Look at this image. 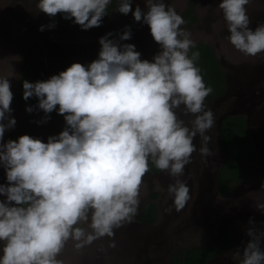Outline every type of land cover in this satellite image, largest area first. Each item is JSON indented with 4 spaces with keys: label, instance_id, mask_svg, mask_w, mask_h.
<instances>
[{
    "label": "clouds",
    "instance_id": "1",
    "mask_svg": "<svg viewBox=\"0 0 264 264\" xmlns=\"http://www.w3.org/2000/svg\"><path fill=\"white\" fill-rule=\"evenodd\" d=\"M110 3L38 0L35 8L50 18L62 14L89 30L101 26ZM248 3L222 0L218 7L231 45L256 56L264 52V24L249 28ZM147 9L137 5L133 11L132 0H120L117 7L119 13L131 12L136 22L148 25L160 46L153 61L141 60L134 44L109 39L113 35L109 32L99 38L98 58L89 65L73 63L46 81L23 82V99H38L37 107L45 113L42 122L57 106L64 116L66 127L46 143L29 135L2 142L16 120L11 117L10 82L0 78V165L8 182L0 184V195L6 197L0 201V264H63L57 257L69 240L81 249L105 236L114 237V230L132 222L138 211L149 162L173 178L167 191L177 212L191 199L180 177L197 151L193 143L197 136L202 141L201 157L214 154L208 133L215 118L204 103L213 89L196 66L199 51L189 56L195 44L190 33L181 30L182 16L163 0H147ZM119 39H131L127 26ZM178 109L194 117L191 126L178 117ZM82 223L91 231L78 226ZM247 235L248 242L233 253V259L237 264H264V233L249 228ZM110 247H115L114 241Z\"/></svg>",
    "mask_w": 264,
    "mask_h": 264
},
{
    "label": "rangeland",
    "instance_id": "2",
    "mask_svg": "<svg viewBox=\"0 0 264 264\" xmlns=\"http://www.w3.org/2000/svg\"><path fill=\"white\" fill-rule=\"evenodd\" d=\"M36 2H38V0H0V78H7L10 82L11 91L13 93V100L10 105L12 109L11 117L16 120L15 127L5 131L2 141L4 143L8 141L10 136L15 134L18 136L29 135L45 143L48 137L57 136L59 134L56 125L51 120L50 114H48L50 118H48L46 122H42L45 120V113L38 107L32 112L20 110L18 108L16 95L19 91V81L22 75L23 63L33 41L38 39L50 56L49 70L44 79V81H46L51 76L58 75V67L63 61H67L71 65L73 63H81L85 66L89 65L92 62L89 54L94 51H100L101 45L99 44V38L105 35L102 30H97L95 28L82 30L79 25L74 24L72 20L69 19L68 35L66 37H61L55 32V24L57 18L59 16L61 17L62 14H57L55 17L50 18L43 12H37L35 8ZM163 2L167 6L174 8L180 16H182L191 4L194 5L198 21L192 26H187L184 23L181 25V30L190 33L189 38L195 45L205 43L213 49L221 67L224 70H228V87L230 85L231 91L235 83L232 77L242 81L237 71H240L242 67H247V63H252L248 65L252 67L255 59L254 56H247L236 50L227 39L230 33L228 32L222 10L218 7L222 0H163ZM119 3L120 0L118 4ZM137 5H139L142 11L146 12L148 10L147 0H132L133 11ZM245 7L250 19V29L255 30L258 25L264 24V0H249V3ZM113 15L118 17L121 23L130 25L136 24L138 28V37L124 41L119 40L117 42L120 45L134 44L135 50L141 53V60L146 59L149 61L150 58L148 57H154L157 50H160V46L153 40L148 25L144 24L142 21L136 22L131 12L124 15L119 13L116 9ZM49 24H54L55 26L49 28L47 27ZM41 25L45 26L43 31L39 30ZM105 26L108 28V25L105 24ZM182 38L183 37H181V39ZM109 39L111 38L109 37ZM62 52L64 54H62ZM255 68L256 67H254V69ZM229 102L231 103L232 100ZM227 104H229L228 101L222 102L221 105L223 106L211 109L214 113L215 125L208 133L212 137L208 146L214 154L211 157H207V162H202L199 165V169H212L213 171L222 160L221 153L218 149L219 131L216 122L219 116L227 111ZM185 117L187 118V116ZM192 118L194 117L192 116ZM4 123H7V120H5ZM252 131L255 134H260V130L257 126H252ZM196 138L197 142L193 141V143L197 146V151H199L202 141L199 136ZM189 170H192V158L191 163L185 167V171ZM189 174L193 175L192 173ZM184 176H187V174L184 173ZM168 177H170L168 172L161 177L153 179L147 174L144 176L140 189L138 210L150 200L154 192L161 196V198L157 200V203L160 202L161 204H165L168 202V191L158 186L160 181H162L168 188V185L174 182V180H171V182L168 183ZM7 183L5 169L0 165V184L7 185ZM212 186L209 185L210 188L207 187V189H204V192L200 194L197 189L195 190L196 192H194L191 191V188L188 186L191 199L188 201L185 208L180 211V215L183 219L184 217L190 216L191 213L193 214L191 215L189 226L182 224L183 228H181L182 233L180 237L185 239L193 233L192 231L198 229L199 225L197 222L208 221L212 224L213 222L216 223L209 235L197 242L192 241L190 243L191 245L208 241L207 239L215 234L217 228L222 226L221 224L228 216L235 218V220L228 223V227H230L231 232L236 234L237 238H239L240 229L242 228L238 220L241 206L236 204L232 205L229 209L223 208L222 205L217 206L218 199L213 197L214 187ZM247 195L248 198L253 195V192L247 193ZM197 196H199V198L202 196L204 197L201 204L202 208L200 207L198 211L199 213L196 212V208L194 209V207L191 206V203L197 201ZM4 200H6V197L0 195V201ZM212 215V219H206ZM243 217H246V215ZM135 218L136 217L133 218L132 222L125 223L121 228L114 230V237L109 238L105 236L93 241L90 245H85L81 249H76L74 246L76 242L69 240L57 258L61 260L63 264H143L147 255L151 258L154 257L152 243L150 244L152 240H148L149 236H146V240L142 241V244L138 246V250H136L135 245L139 239H141L139 233L142 234L143 231L151 233L150 230L152 229H140ZM175 224H177V222L171 224L170 227H175ZM78 226L85 228L88 232L91 231V229L87 227V224L82 223ZM187 227H189V230H186ZM164 229L165 227H160L157 231V238L165 242L166 250L167 247L170 246L174 236L172 235V230L165 232ZM237 238L235 241L236 245L239 240ZM113 241L115 247H110ZM143 246L144 248L139 251ZM1 253L0 257H2L3 251Z\"/></svg>",
    "mask_w": 264,
    "mask_h": 264
},
{
    "label": "trees",
    "instance_id": "3",
    "mask_svg": "<svg viewBox=\"0 0 264 264\" xmlns=\"http://www.w3.org/2000/svg\"><path fill=\"white\" fill-rule=\"evenodd\" d=\"M118 2L119 0H111L107 8V14L102 19L101 26L94 28L102 30L104 34L111 32L113 35L110 38L119 41L120 34L126 30L127 26L131 30V38L138 37L136 24L121 23L118 17L113 15L118 7ZM182 17L187 26H192L198 21L193 4L185 10ZM105 24L108 25V28H106ZM55 25L57 35L61 37L68 35V20L59 16ZM194 51H199L200 53L196 66L200 69L206 86H210L213 89L212 93L204 101L211 104L215 98L224 94L226 90V76L215 52L208 44H196L194 48L190 49L189 56ZM97 58L98 56L94 60ZM49 66V54L42 43L38 39H35L24 59L22 75L19 81V91L16 95L20 110H26L27 107H32L33 110L37 108L38 99L35 96L29 98L27 101L23 99V82L25 80L32 83L44 81ZM70 66L71 64L67 61L61 62L58 67V74ZM50 117L57 127V132L63 131L66 127V122L64 116L58 114V106L57 110L50 113ZM217 124L216 122V126ZM18 137L20 136L15 134L10 136L8 140H17ZM222 148L225 162L220 170L219 190L224 198H230L237 192L239 186L252 176L256 159L255 146L248 132L246 119L243 116H228L224 119L222 124ZM149 168V172L159 171L151 162H149ZM158 196L159 194L154 192L150 200L144 204L139 214L140 222L152 224L156 221L158 208L155 200ZM236 238V234L228 228L214 243L188 248L175 254L171 264H206L226 254L234 245Z\"/></svg>",
    "mask_w": 264,
    "mask_h": 264
},
{
    "label": "flooded vegetation",
    "instance_id": "4",
    "mask_svg": "<svg viewBox=\"0 0 264 264\" xmlns=\"http://www.w3.org/2000/svg\"><path fill=\"white\" fill-rule=\"evenodd\" d=\"M159 51L160 50H157V52L154 54V56ZM148 58H150V60H149L150 62L153 60V57L152 56H150ZM254 59H255L254 64L257 65V69L259 68L258 71H261L260 73H258L257 75H255L256 77L259 76V75L261 77L256 82L255 88L262 95L264 93V52L259 53L256 56H254ZM249 64H252V63H247L246 64L247 67H242L240 69V71H237V73H239V76L242 78V80H244V79H246L248 77H251L255 73L253 71L254 70V67L253 66L252 67H249L248 66ZM222 70L224 71L225 76H226V90H225L224 94H222V95L218 96L217 98H215L214 101L216 99H219V98L223 97L226 94L227 89H228V79H227V71L228 70H224L223 68H222ZM233 79L237 80L234 77H233ZM230 100H232L231 103L229 102ZM237 100H238V93H237L236 90L234 91L232 89L229 92L228 99H226L224 101V102H227L228 101V103H229L226 106L227 109L230 108L233 105V103L235 101H237ZM212 103H211V105H212ZM219 106H223V105H219ZM214 107L215 106L211 107L210 109H212ZM262 107H263V105L260 104V105H257V108L256 109L258 110V109H261ZM182 108H183V105L181 106V109ZM177 115H178V117L180 119H183L184 120V122H185L186 125L191 126L190 125V121L192 119H194V118H192L191 115H189V116L187 115V118H186L185 115H183V113H182V111L180 109L177 110ZM220 116H219V118H220ZM219 118L217 119V122H218ZM217 126H218V124H217ZM196 140H197V138L194 139L195 142H197ZM202 162L203 163H206L207 162V159L206 158H202L201 155H200V153H199V151L194 152L192 154V170L186 171L187 176H184L183 175L182 177H180L181 180L186 181L187 185L191 188V191L196 192L195 190L197 189V191H199V194L200 193H203L204 192V189H207V187H209V185L212 186L213 183L216 184V179L211 175V173L209 172V170H206L204 168L203 169H199V165ZM224 162H225V158H222L221 162L219 163L220 170H221ZM220 170H219V174H218V177H217L218 178L217 184H216L217 185V188L219 187ZM155 172L156 173H154V174H156L157 177H161V176L165 175V173L167 171H160L159 170V171H155ZM189 173H192L193 175H190ZM168 180H169L168 183H170L171 180H173V178L170 176V177H168ZM208 183H209V185H208ZM158 186H160V188H163V189L167 190V186L162 181H160V183H159ZM216 194H217L216 199L219 200L221 198H224L221 195L220 190ZM160 198H161V196H158V198L155 200V203H156L157 208H158V217H157V219H156V221L154 223H152V224H146V223L140 222L139 221V217H138V219H136V221H138L137 222V225L139 226L140 229H145L146 230V228L148 229V227H151L150 229H152V230H150L151 233L150 232L146 233V231H143L142 234L139 233V235H140L139 237L141 239H139V241L135 245L136 250H138V246L140 244H142V241H145L146 240V238H147L146 236H149L148 237V240H152L150 242V244L152 243L151 245L153 247L154 257L151 258V257H149L147 255L146 256V260H145V262L143 264H171L172 263V260H173V257H174L175 254L179 253L182 250H186L188 248L200 247V246H204V245H208V244L214 243L215 241L218 240L219 236L225 230H227L228 228H230L228 226L226 228H224V226L226 225V223L224 221L221 224L222 226L219 227V228H217V231L215 232V234H213V236L209 237L210 239L209 238L207 239L208 241L191 245L190 243L192 241L197 242V241L201 240L203 237L205 238V236L209 235L210 232L214 228V224H216V223L213 222V224H212V223H209L208 221H205V222H197V224L199 225L198 226V229L192 231L193 233L191 232L192 233L191 235H189L187 238L183 239V238L180 237V234L182 233V229L181 228H183V225L182 224L188 225L189 222H190V220H191V215L193 213H191L190 216L184 217L182 219L181 218V215H180V211L177 212L174 209V207H172V205H173V198H172V196L170 194L168 195V199L169 200L165 204H161L160 202L157 203V200H159ZM197 198L198 199H197V201L195 203H191V206L194 207V209L196 208V212L199 211V208L200 207L202 208L201 204L203 202V198L204 197L202 196V197L199 198V196H197ZM143 207L144 206H142L141 209L139 210L140 213H141ZM169 208H171L172 210L171 211H167V209H169ZM167 212H169V213H167ZM166 213H167V215H166ZM212 217H213V215L210 216V217H208V218H206V219L209 220V219H212ZM214 217H215V215H214ZM243 221H246L245 218H241L240 221H239V224L241 225ZM175 222H177V224H175V227H170V225L173 224V223H175ZM160 227H165V229H164L165 232L168 231V230H172V235L174 236V238L171 241L170 246L167 247L166 250H165V242L162 241V240H158V238H157V234H158L157 231L160 229ZM186 230H189V227H187ZM240 231H241V229H240ZM159 235H161V234H159ZM236 237H237V235H236ZM244 242H245L244 244H246L248 242V239H246ZM235 246H236V244L234 243V245L232 246V248L228 252L232 251ZM143 248H144V246L142 248H140L139 251H141ZM155 252H157V253H155ZM228 252H226V253H228ZM208 263H206V264H208ZM223 264H225V263H223Z\"/></svg>",
    "mask_w": 264,
    "mask_h": 264
},
{
    "label": "water",
    "instance_id": "5",
    "mask_svg": "<svg viewBox=\"0 0 264 264\" xmlns=\"http://www.w3.org/2000/svg\"><path fill=\"white\" fill-rule=\"evenodd\" d=\"M256 24V23H255ZM62 54H64L62 52ZM98 55V52H93L89 54V57L93 61L94 58ZM253 67H256L253 71L255 72L251 77H248L242 81L234 79V86L232 89L236 90L238 93V100L233 103V105L224 112L219 120H218V131H219V146L218 149L221 153L222 158H225L223 148H222V124L226 117L228 116H243L246 119L248 132L253 140L255 150H256V159L254 163V169L252 176L242 183L237 192L230 198H221L218 200V204L222 205L223 208L229 209L232 205H240L241 210L239 212V221L241 218H245L246 221H243L240 231V236L238 240V244L233 248L232 251L219 256L213 260H211L208 264H237V261L233 259V253L239 249L243 250L245 240H249V236L247 235V230L249 228L255 229L259 233H264V208H259V204H264V93L261 95L255 88L256 82L261 78L259 76H255L261 71H258L257 65L254 64ZM261 70V69H260ZM229 78V76H228ZM227 78V79H228ZM233 78V77H232ZM238 81V82H237ZM229 83V82H228ZM230 85L227 89L226 94L216 99L212 105L205 103L206 108H211L213 106L220 107L226 99L229 97ZM262 104L263 107L261 109H256L257 105ZM252 126H257L260 130V134H255L252 131ZM209 170V169H208ZM220 167L219 165L215 170H209L211 175L216 179V184L218 180ZM156 172H148L147 175L153 179L157 178ZM167 173V172H166ZM165 173V174H166ZM186 174V171L184 172ZM213 183L214 194L213 197H217V192L219 191V187ZM253 192L252 196L247 198V193ZM212 197V198H213ZM250 200V201H248ZM140 210V209H139ZM138 210L136 214V219H138L140 211ZM246 215V217H243ZM232 220H235L234 217H227L224 221L226 225L224 228L228 226V223ZM138 221H136L137 223ZM148 227V226H147ZM151 227H148L150 229ZM223 228V227H222ZM246 238V239H245ZM263 241V242H262ZM261 250L264 251V237H262ZM3 242H0V255L2 254Z\"/></svg>",
    "mask_w": 264,
    "mask_h": 264
}]
</instances>
